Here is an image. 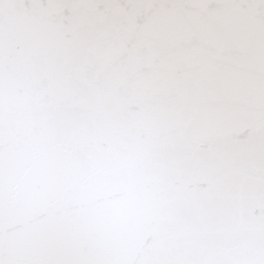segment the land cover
<instances>
[{"label": "water", "instance_id": "1", "mask_svg": "<svg viewBox=\"0 0 264 264\" xmlns=\"http://www.w3.org/2000/svg\"><path fill=\"white\" fill-rule=\"evenodd\" d=\"M48 2L65 6L45 9L5 48L0 103L9 125L10 175L0 206V240L12 249L57 254L103 245L147 259L171 234L151 215L147 198L120 177L118 166L150 141L176 149L167 165L172 196L218 195L229 203L235 227L247 229L262 211L261 198L248 189L254 168L249 142L264 132L251 73L235 80L230 74L229 99L204 109L192 137L185 138L179 114L159 99L181 79L179 55L160 44L184 31L193 13L157 9L138 19L130 9L90 6L98 0ZM123 51L134 73L128 96L119 91L125 83L120 68L107 74L104 90L81 94L91 88L84 77L87 54L108 61ZM66 97L82 115L61 138L93 142L85 154L88 183L72 194L67 186L76 166L60 148L57 131L69 119L57 111ZM128 105H135L134 113ZM92 225L109 234L94 238Z\"/></svg>", "mask_w": 264, "mask_h": 264}, {"label": "snow or ice", "instance_id": "2", "mask_svg": "<svg viewBox=\"0 0 264 264\" xmlns=\"http://www.w3.org/2000/svg\"><path fill=\"white\" fill-rule=\"evenodd\" d=\"M63 6L48 0H0V91L9 40L23 34L45 9ZM90 6L130 9L138 19L157 9L194 14L184 31L160 44L164 52L179 55L177 76L181 79L159 99L179 114L183 137H192L204 109L229 99L230 74L235 80L240 74L251 73L256 83V110L264 116V0H119L116 4L98 0ZM127 55L123 51L111 60L101 61L88 53L84 77L91 88H83L81 94L104 90L107 74L120 68L125 73V83L119 91L127 97L128 83L134 79V73L125 65ZM57 111L69 117L58 123L57 131L60 148L76 166L75 177L67 186V192L72 194L88 183L85 154L93 142H64L61 138L82 115L71 97L64 98ZM128 112L134 113L135 105H128ZM8 131L7 115L0 103V206L9 186ZM249 148L248 158L254 168L248 189L261 198L262 211L247 229L235 227L229 203L218 195L172 196L167 165L176 149L169 143L150 141L141 146L138 155L120 162L118 172L138 197L147 198L151 215L171 234L160 250L147 259H141L139 253L129 257L123 250L103 245L82 254H57L12 249L0 240V264H264V132L250 140ZM107 234L109 229L104 226H91L94 238Z\"/></svg>", "mask_w": 264, "mask_h": 264}]
</instances>
